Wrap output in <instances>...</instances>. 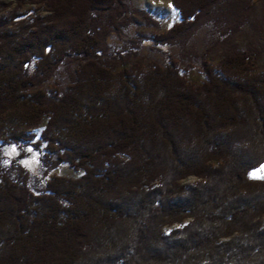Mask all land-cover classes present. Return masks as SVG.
Here are the masks:
<instances>
[{
	"label": "trees",
	"instance_id": "trees-1",
	"mask_svg": "<svg viewBox=\"0 0 264 264\" xmlns=\"http://www.w3.org/2000/svg\"><path fill=\"white\" fill-rule=\"evenodd\" d=\"M128 1L16 0L7 15L0 3V264H264V179L251 175L264 164V37L233 38L255 2L170 0L181 20L153 47L181 59L113 65L112 32L132 14L156 26ZM205 25L217 65L218 45L186 48ZM191 59L201 83L183 74ZM62 64H76L70 82L48 86ZM5 145L20 150L9 166ZM26 147L45 173L83 174L35 193Z\"/></svg>",
	"mask_w": 264,
	"mask_h": 264
},
{
	"label": "rangeland",
	"instance_id": "rangeland-1",
	"mask_svg": "<svg viewBox=\"0 0 264 264\" xmlns=\"http://www.w3.org/2000/svg\"><path fill=\"white\" fill-rule=\"evenodd\" d=\"M252 1L255 2L252 21H249L242 27L244 33H239V35L233 37L242 48L245 47L247 40H249V34L250 36L261 34L264 37V0ZM0 3H3L7 7V9L1 12L2 15H7L9 11H12L16 7V0H0ZM128 5L129 9L135 8L142 10V12H147L154 19L157 27L155 25H148L141 17L132 14L134 21L131 22L129 27H125L121 31L115 33L112 32L109 35V48L105 57L109 58L113 65H118L127 59L129 63L139 61L141 65L145 66L153 60L165 64L168 63L170 57L181 59V52L183 49L180 46L166 45L157 49L153 47L155 36L170 29L173 24L181 20L180 14L176 11L173 3L170 0H131L128 1ZM27 8H33V10L37 9L34 5H26V9ZM212 26L213 25H205L200 28L198 32L190 38L186 48H192L197 52H204L208 47L214 48L218 45L209 53V58L214 65H217L222 53L221 47L218 44L219 40H217L219 35L218 31ZM189 61H191L192 65L190 66L192 67L189 70H183V74L188 80L194 82V84L203 82L205 79V72L203 67H201L202 63L199 60H186V62ZM260 65L258 70L264 71V53ZM75 67L76 64H62L55 75L50 79L48 86H55L58 84L59 86L66 87L70 82V74H73ZM43 127L44 126H41L33 131L39 135ZM26 148L29 154L27 155L28 157L22 159V163L30 172L28 183L31 190L35 193L43 192L46 184L45 182H47L52 175H66L67 177L75 178L83 174L82 171H75L72 167L70 168L68 164H62L58 169L45 173V171L42 170L40 162L41 152L34 151L28 147ZM19 151V148L14 145H5L2 153V155H4V164L9 166L11 160L17 158V153H19ZM259 169L257 168L252 171V173H257L258 178L264 176V172H259ZM12 175L14 176V172H12ZM196 180L197 177L189 176L184 179V182L193 183ZM262 217V219H264V214ZM169 228H177V225H172Z\"/></svg>",
	"mask_w": 264,
	"mask_h": 264
},
{
	"label": "snow or ice",
	"instance_id": "snow-or-ice-1",
	"mask_svg": "<svg viewBox=\"0 0 264 264\" xmlns=\"http://www.w3.org/2000/svg\"><path fill=\"white\" fill-rule=\"evenodd\" d=\"M258 171H259V172H264V165H262ZM251 175L253 176V178H256V177H257V173H255V172L252 173ZM259 178L264 179V176H261V177H259Z\"/></svg>",
	"mask_w": 264,
	"mask_h": 264
}]
</instances>
